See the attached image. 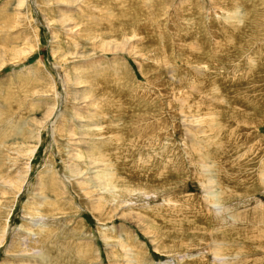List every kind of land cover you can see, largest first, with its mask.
Returning <instances> with one entry per match:
<instances>
[{
    "label": "rangeland",
    "instance_id": "374dc122",
    "mask_svg": "<svg viewBox=\"0 0 264 264\" xmlns=\"http://www.w3.org/2000/svg\"><path fill=\"white\" fill-rule=\"evenodd\" d=\"M0 171V264H264V0H0Z\"/></svg>",
    "mask_w": 264,
    "mask_h": 264
},
{
    "label": "bare ground",
    "instance_id": "6f19581e",
    "mask_svg": "<svg viewBox=\"0 0 264 264\" xmlns=\"http://www.w3.org/2000/svg\"><path fill=\"white\" fill-rule=\"evenodd\" d=\"M54 1V0H53ZM55 1H60V0H55ZM62 1H67V2H77V1H79V0H62ZM53 3V2H52ZM62 4V3H61ZM64 4H67V3H64ZM58 5H60V4H58ZM67 5H69V4H67ZM71 5V4H70ZM106 12V11H105ZM61 14V13H60ZM68 14H66V15H63V16H61V18H59V22L61 23V24H63V25H68V24H71L72 23V21H73V18H70V17H68L67 16ZM68 22V23H67ZM105 22V21H104ZM126 25V24H125ZM124 28V27H123ZM70 29V28H69ZM116 33V32H115ZM110 34H113V35H115L114 33H112V31H110ZM78 36V35H77ZM129 40V39H128ZM116 43V42H115ZM115 43H114V45H115ZM109 44H111V42L109 43L108 42V46H109ZM113 44V43H112ZM77 45V44H76ZM107 45V44H106ZM105 44H104V46H106ZM121 45H118V49H119V47H120ZM122 46H125V45H122ZM114 47V46H113ZM112 47V48H113ZM116 47H117V45H116ZM123 48V47H122ZM107 49H109V48H107ZM107 49H105V50H107ZM115 49V48H114ZM82 78V77H81ZM83 82V81H82ZM74 97V96H73ZM76 97V96H75ZM73 104V103H72ZM112 106V105H111ZM2 128V127H1ZM220 128V127H219ZM214 140V139H213ZM96 144V143H95ZM221 144V143H220ZM195 145H196V143H195ZM92 149V151L91 152H93V154H95V152H97V150H96V148H94L93 146L91 147ZM35 149H36V147H33L32 149H30L29 151H28V158L30 159L34 154H35ZM193 150L194 151H196V149L195 148H193ZM95 151V152H94ZM205 151V150H204ZM197 152V151H196ZM226 152V151H225ZM206 154V153H205ZM208 155H209V153H208ZM96 156V155H95ZM207 156V155H206ZM4 159V158H3ZM31 160V159H30ZM143 161V160H142ZM138 165V164H137ZM76 169V168H75ZM28 170V169H27ZM0 173L2 174V175H0V180H2V183H5V182H7L6 184L8 185V183H9V180H7L6 179V174L5 173H3V171H0ZM217 176V175H216ZM230 176V175H229ZM104 177V181H103V184H104V186L103 187H109V188H111V187H113V188H115V187H118V184H116V182H115V176H114V174L113 173H104V175L103 176H100V178H103ZM223 178V177H222ZM219 179H220V177H219ZM226 179V178H225ZM62 183V182H61ZM5 184V185H6ZM2 185V184H1ZM0 185V186H1ZM120 186H122V185H119V187ZM82 188V190L84 189V186L83 187H81ZM120 189L122 190V191H127L128 192V196H129V194L131 193L132 194V192H134V191H136V189L135 190H132L131 188H128V187H120ZM119 190V189H118ZM88 191V190H87ZM94 191V190H93ZM93 191H91L90 190V192L88 191V193L89 194H91ZM119 192V191H118ZM85 193V192H84ZM124 193V192H123ZM121 194V193H120ZM119 194V195H120ZM144 194V193H143ZM64 195V194H63ZM66 195V194H65ZM117 195V194H116ZM118 195V196H119ZM122 195V194H121ZM124 195V194H123ZM212 195H209V197H211ZM216 196V195H215ZM109 198H111V200H109V203L111 204V205H113L114 203H117V204H119V205H122V204H124V203H126L127 202V198H123V199H121V198H119L116 202H114V200L117 198V197H114V195H111ZM218 198V197H217ZM104 199V198H103ZM219 199V198H218ZM93 201L92 202H94L93 203V205L94 206H100L99 205V202H101V204H103L104 202H103V200L102 201H100L101 200V198L99 197V198H94V199H92ZM44 207H45V205H44ZM262 225V224H261ZM170 229V228H169ZM177 230V229H176ZM170 232V231H169ZM206 233V232H205ZM103 234V233H102ZM108 234V233H107ZM105 235V239L108 237V235ZM209 235V234H208ZM52 236V235H51ZM51 236H49L50 237V239H51ZM56 236V235H55ZM104 236V235H103ZM53 238H55V237H53ZM109 238V237H108ZM42 239V238H41ZM41 239H39V240H36V242H38V241H40L41 242ZM61 239V238H60ZM78 239V238H77ZM55 240H56V238H55ZM87 240V239H86ZM53 241V240H52ZM35 242V243H36ZM40 242H39V244H40ZM55 242H57V241H55ZM79 243V242H78ZM81 243V242H80ZM83 243V242H82ZM92 243V242H91ZM38 244V243H37ZM83 247H84V245H85V243H83V244H81ZM87 246V245H86ZM51 247L52 246H50L49 247V253H50V255H49V264H61L62 262H64V264L66 263L65 261V259L69 256V252H70V249L69 250H66V252L63 254V252L61 253V251L64 249H60V248H58V247H54V251H51ZM85 248V247H84ZM86 249V248H85ZM250 249V248H249ZM127 251V250H126ZM213 251V250H212ZM216 251V253H214V255L216 254V255H221V254H223L224 252L223 251H221L220 249H216L215 250ZM82 252V251H81ZM29 254V253H28ZM46 254V253H45ZM33 255V254H32ZM75 255V254H74ZM128 255V254H127ZM20 256V255H19ZM48 257V256H47ZM71 257L72 256H70V260H71ZM74 257V256H73ZM129 257V256H128ZM215 257V256H214ZM216 257H218V256H216ZM29 258V257H28ZM182 258V257H181ZM220 257H218V259H219ZM68 259H69V257H68ZM125 259H127V256H126V258ZM129 259V258H128ZM184 259V258H183ZM182 259V260H183ZM187 259V258H186ZM188 260V259H187ZM194 260H195V262H190V263H187V264H200V262H198L199 260L198 259H195L194 258ZM228 260V259H227ZM127 261V260H126ZM73 262V261H72ZM75 263H77V261L75 262ZM71 264V263H70ZM232 264V263H231Z\"/></svg>",
    "mask_w": 264,
    "mask_h": 264
}]
</instances>
